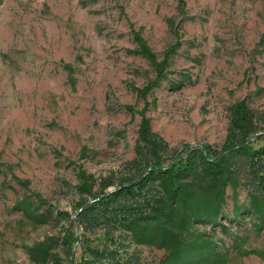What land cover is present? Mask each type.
Wrapping results in <instances>:
<instances>
[{
  "label": "rangeland",
  "instance_id": "obj_1",
  "mask_svg": "<svg viewBox=\"0 0 264 264\" xmlns=\"http://www.w3.org/2000/svg\"><path fill=\"white\" fill-rule=\"evenodd\" d=\"M185 1L183 14L178 0H0V264H38L28 247L39 244L64 262L118 246L140 264L166 259L167 248L137 242L115 221L89 223L77 204L79 168L98 182L109 178L107 190L140 169V114L126 106L143 108L136 88L155 71L130 22L159 58L180 24L182 45L147 96L146 114L166 143L164 163L186 145L220 148L231 107L243 98L257 112L251 145L264 146V0ZM140 157L151 160L145 147ZM235 161L238 182L223 194L218 224L195 223L185 237L214 240L226 250L225 264H264V228L251 205L264 189L242 155ZM197 201L216 208L209 191ZM63 227L76 237L69 249Z\"/></svg>",
  "mask_w": 264,
  "mask_h": 264
},
{
  "label": "trees",
  "instance_id": "obj_2",
  "mask_svg": "<svg viewBox=\"0 0 264 264\" xmlns=\"http://www.w3.org/2000/svg\"><path fill=\"white\" fill-rule=\"evenodd\" d=\"M178 10L186 13L185 0H178ZM179 27L180 24L174 27L175 42L167 46L159 58L130 22L131 34L139 52L155 71L154 78L136 88L139 98L145 102L143 108L137 111L131 105L126 106L129 111L140 114L137 156L134 158L140 169L136 176L107 190L111 185L109 178L104 177L98 182L94 174L79 168L76 188L82 200L77 203L78 210L87 216L89 223L115 221L129 230L137 242L155 243L160 248H167L168 255L162 264H225L227 253L218 243L204 238L202 234L196 233L193 238H186L185 234L195 223L218 224L216 219L221 214L223 194L228 186L235 187L238 182L237 156L242 155L246 159L250 173L264 189V146L255 148L251 145L252 137L259 130L257 112L243 98L231 107L228 135L220 148L207 143L186 145L182 153L164 163L162 152L166 143L153 131L151 119L146 114L149 108L147 96L166 78L170 59L182 45ZM261 41L264 42V35ZM65 67L69 79L73 80L72 67L69 64ZM144 147L151 154V160L143 163L140 156ZM14 178L24 186L29 184L27 179ZM208 191L216 200L213 211H208L197 201L201 194ZM86 196L89 198L86 199ZM251 205L256 213L257 228H264V198L252 196ZM240 213L239 207H235L234 214ZM222 226L224 231L228 230L225 225ZM63 229L62 243L69 249L76 237L69 227ZM40 246L28 247L30 257L38 264L49 261L51 264H140L138 256L124 255L119 246L89 248L90 258L81 255L67 262L59 253Z\"/></svg>",
  "mask_w": 264,
  "mask_h": 264
}]
</instances>
